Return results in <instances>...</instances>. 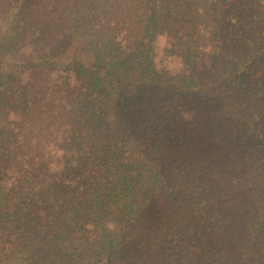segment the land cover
<instances>
[{"label":"trees","instance_id":"trees-1","mask_svg":"<svg viewBox=\"0 0 264 264\" xmlns=\"http://www.w3.org/2000/svg\"><path fill=\"white\" fill-rule=\"evenodd\" d=\"M0 264H264V0H0Z\"/></svg>","mask_w":264,"mask_h":264}]
</instances>
